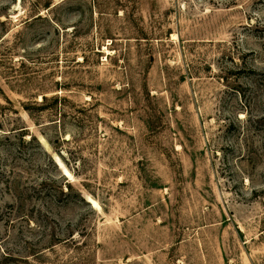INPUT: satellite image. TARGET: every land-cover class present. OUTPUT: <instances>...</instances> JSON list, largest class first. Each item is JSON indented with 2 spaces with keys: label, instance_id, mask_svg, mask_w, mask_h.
Masks as SVG:
<instances>
[{
  "label": "rangeland",
  "instance_id": "obj_1",
  "mask_svg": "<svg viewBox=\"0 0 264 264\" xmlns=\"http://www.w3.org/2000/svg\"><path fill=\"white\" fill-rule=\"evenodd\" d=\"M0 264H264V0H0Z\"/></svg>",
  "mask_w": 264,
  "mask_h": 264
},
{
  "label": "trees",
  "instance_id": "obj_2",
  "mask_svg": "<svg viewBox=\"0 0 264 264\" xmlns=\"http://www.w3.org/2000/svg\"><path fill=\"white\" fill-rule=\"evenodd\" d=\"M47 100H48L47 97H43V102H46ZM32 139L34 140V139H36V138L33 137Z\"/></svg>",
  "mask_w": 264,
  "mask_h": 264
}]
</instances>
